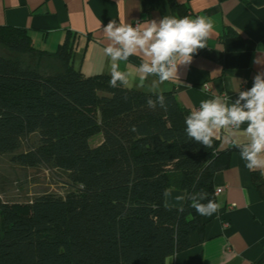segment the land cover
Wrapping results in <instances>:
<instances>
[{
  "label": "trees",
  "instance_id": "trees-1",
  "mask_svg": "<svg viewBox=\"0 0 264 264\" xmlns=\"http://www.w3.org/2000/svg\"><path fill=\"white\" fill-rule=\"evenodd\" d=\"M2 47L9 55L0 53V155L26 144L13 161L64 172L68 189L37 196L27 209L0 196V264H166L190 247L192 233L204 234L190 198L204 191L216 201L214 177L230 165V151L218 140L205 148L188 139L190 111L173 92L85 75L69 39L51 53L36 48L28 30L4 26ZM54 57L62 70L39 67ZM158 94L166 108L153 110L147 100ZM252 179L264 196V178L254 172ZM170 189L186 193L183 206L166 203Z\"/></svg>",
  "mask_w": 264,
  "mask_h": 264
},
{
  "label": "crops",
  "instance_id": "crops-1",
  "mask_svg": "<svg viewBox=\"0 0 264 264\" xmlns=\"http://www.w3.org/2000/svg\"><path fill=\"white\" fill-rule=\"evenodd\" d=\"M186 10H175L170 0H0V31L4 26L28 30L36 48L54 53L69 39L74 44L73 63L85 75L109 73L113 65L128 75L129 88L146 92H173L186 110H196L203 99L219 94L230 105L237 99L234 78L241 90L252 86L262 70L253 64L254 56L264 52V0H174ZM192 19L209 18L214 27L207 41L187 68L180 69V81L153 86L158 77L139 79L142 54L116 61L104 48L111 43L104 32L110 20L135 24L159 20L165 15ZM58 65V59L48 58ZM221 70L211 74L215 70ZM206 86L209 90H206ZM241 143L245 137L232 133ZM230 136L218 140L221 150L230 151V165L214 177L216 202L222 206L212 216H203L204 234L194 232L190 247L167 258L166 264H264V196L253 183L250 171L231 146ZM182 196L183 200H177ZM186 193L170 189L166 203L181 207Z\"/></svg>",
  "mask_w": 264,
  "mask_h": 264
},
{
  "label": "clouds",
  "instance_id": "clouds-1",
  "mask_svg": "<svg viewBox=\"0 0 264 264\" xmlns=\"http://www.w3.org/2000/svg\"><path fill=\"white\" fill-rule=\"evenodd\" d=\"M212 21L204 16L178 18L165 15L159 20L150 19L131 23L110 20L103 26L106 38L111 41L104 51L116 61H127L129 57L142 54L145 58L139 65L142 73L139 79L158 77L153 86L164 82L180 81V69L187 68L200 50L208 48L207 41L213 31ZM253 64L262 70L253 77L252 86L241 90V82L235 77L234 88L237 99L230 105L225 97L214 94L203 99L196 110H190L185 118V132L188 139L205 148L213 147L214 141L230 136L231 146L239 149L240 157L250 171L264 174V52L254 56ZM113 65L110 71V86L128 84V75ZM221 70H215L214 74ZM147 105L155 109L157 105L166 108L165 97L158 94L156 100L148 99ZM132 131H136L133 126ZM232 133H240L245 140L241 143ZM177 200H183L182 196ZM191 207L201 216H212L222 206L208 198L201 191L191 196ZM202 201H207L206 203Z\"/></svg>",
  "mask_w": 264,
  "mask_h": 264
},
{
  "label": "rangeland",
  "instance_id": "rangeland-1",
  "mask_svg": "<svg viewBox=\"0 0 264 264\" xmlns=\"http://www.w3.org/2000/svg\"><path fill=\"white\" fill-rule=\"evenodd\" d=\"M3 55H9L3 47L0 49ZM32 57L21 56L26 64L34 62ZM36 63V62H35ZM58 65L49 63V60H43L39 67L57 72L62 70L63 66L58 60ZM37 137L34 136L33 139ZM101 135L95 136L91 141L92 145H98L102 142ZM27 145L23 144L21 149L15 153L0 155V196L9 203L27 209L33 198L43 194H64L68 189L65 187L64 180L66 174L57 169H48L46 167H23L13 161L18 152L26 150Z\"/></svg>",
  "mask_w": 264,
  "mask_h": 264
},
{
  "label": "built area",
  "instance_id": "built-area-1",
  "mask_svg": "<svg viewBox=\"0 0 264 264\" xmlns=\"http://www.w3.org/2000/svg\"><path fill=\"white\" fill-rule=\"evenodd\" d=\"M206 90H207V91L209 90V87H208V86H206ZM220 192H222V188H217V189L215 190V193H216V194H219Z\"/></svg>",
  "mask_w": 264,
  "mask_h": 264
}]
</instances>
